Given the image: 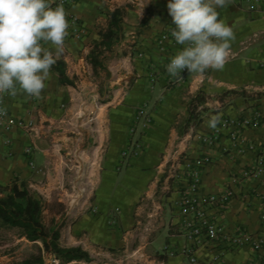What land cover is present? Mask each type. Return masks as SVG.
<instances>
[{
	"label": "crops",
	"instance_id": "0c3cea01",
	"mask_svg": "<svg viewBox=\"0 0 264 264\" xmlns=\"http://www.w3.org/2000/svg\"><path fill=\"white\" fill-rule=\"evenodd\" d=\"M115 7L124 9L122 35L103 51L102 65L93 67L86 55ZM217 10L234 32L224 66L203 72L186 69L173 76L166 71V64L183 45L161 48L155 42L172 21L167 0H74L69 11L85 24L87 32L79 39L66 38L63 52L56 58L64 62L65 74L72 82L61 83L50 68L39 96L28 95L19 86L15 96H5L4 104L13 118L31 121L33 129L27 132L17 125L8 131L0 129V184L7 185L15 177L26 183L42 198L43 223L58 227L60 244L79 245L92 257L89 262L59 264H264L262 246L233 247L222 238L188 241L180 230L176 192L167 191L165 185V161L174 156L175 149L192 157L210 155L200 169L201 192L221 193L228 185L233 194L225 208L210 207L208 214L226 236L243 230L264 241L259 218L264 210V175L230 182L231 175L250 161L252 152L238 151L225 133L219 144L226 150L188 138L190 127L209 129L206 121L211 114L242 116L250 107H264L262 1L228 0ZM45 46L54 48L50 43ZM226 68L232 70V76ZM238 86L251 87L248 92L256 93L223 94ZM199 91L205 98L199 115L202 119L187 123L188 100ZM138 110L151 117L150 124L139 132L142 149L117 167L130 121ZM245 135L260 139L262 131L245 129ZM29 144L34 146L31 153L25 152ZM79 148L84 150L80 151L83 161L97 159L99 163L89 200L95 211L89 210L83 198L66 215L64 162L72 149ZM21 241L29 247L40 245L16 234L11 251L0 241V264L23 258L12 254ZM188 246L194 260L184 250ZM95 254L107 260H96ZM47 259L45 254V264Z\"/></svg>",
	"mask_w": 264,
	"mask_h": 264
},
{
	"label": "built area",
	"instance_id": "2783aa9c",
	"mask_svg": "<svg viewBox=\"0 0 264 264\" xmlns=\"http://www.w3.org/2000/svg\"><path fill=\"white\" fill-rule=\"evenodd\" d=\"M74 0H62L68 21L66 38L79 39L87 32L85 24L80 21L78 16L69 11V5ZM264 7V0H261ZM52 7H55L61 0H49ZM174 27L173 21H170L166 27L161 30L155 39L156 44L161 48L180 47L174 37L171 35V29ZM182 69L181 72L185 71ZM150 79L154 75L150 74ZM7 92L0 93V129L2 131L10 130L13 125L22 127L25 131L31 132L33 129L31 121L14 119L4 104ZM221 119L215 129L199 130L190 127L188 138L197 141L205 147H220L219 139L225 133L230 143L240 152L251 151L252 157L238 173L231 175L230 182L238 183L247 179H258L264 175V107L253 106L242 116H230L220 114ZM93 117H89L91 120ZM151 122V117L143 110H138L133 116L128 127V140L121 149L117 167L123 165V162L129 157L137 155L142 149L140 140V130L145 129ZM245 129H261L260 139H250L245 135ZM7 142V140L5 141ZM34 150L33 144L25 147V152L31 153ZM80 151L83 149H72L69 152L68 160L64 162L67 170V205L65 214H71L73 208L79 201L86 198L88 208L91 212L95 207L89 202L93 190V178L95 171L99 168L98 160L83 161ZM174 156H170L165 161L164 179L167 191H175L176 197L174 204L180 214V230L184 237L191 243L199 242L202 238L216 240L222 238L228 242V245L236 247L243 244L256 245L264 247V241L254 239L243 230L237 231L234 235L226 236L222 232L221 225L208 214L210 207L218 210L225 208L233 194L232 187L228 186L221 193L201 192V166L210 160V155L204 153L201 156L192 157L184 151H173ZM29 165L33 167V161L29 160ZM92 170V173L90 174ZM264 201V193L262 194ZM260 221L264 226V210L260 213ZM185 252L191 254V260H194L191 247H185ZM171 253V252H170ZM47 264H59V261L50 253Z\"/></svg>",
	"mask_w": 264,
	"mask_h": 264
},
{
	"label": "clouds",
	"instance_id": "9594fccd",
	"mask_svg": "<svg viewBox=\"0 0 264 264\" xmlns=\"http://www.w3.org/2000/svg\"><path fill=\"white\" fill-rule=\"evenodd\" d=\"M228 0H167L174 27L171 35L183 47L169 58L166 71L180 75L221 69L230 53L234 32L219 18L218 8ZM68 21L62 0L52 7L49 0H0V93L19 90L39 96L50 68L63 52ZM51 44L54 48L46 47ZM221 119L211 114L206 121L215 129Z\"/></svg>",
	"mask_w": 264,
	"mask_h": 264
},
{
	"label": "trees",
	"instance_id": "16d2710c",
	"mask_svg": "<svg viewBox=\"0 0 264 264\" xmlns=\"http://www.w3.org/2000/svg\"><path fill=\"white\" fill-rule=\"evenodd\" d=\"M123 12L124 9L120 7H115L109 11L106 28L101 31L100 38L93 43L86 55L87 61L93 67L102 65L103 51L110 49L121 37ZM51 68L57 72L61 83L72 82L65 74L64 62L61 59H56V63ZM224 92H228V90ZM262 94H264V89ZM204 101V93L201 94L200 91L188 100L187 123L196 119L199 114L197 108ZM43 207L42 198L17 177L13 178L7 185L0 184V226L16 229L18 237L40 242V245L37 243L32 245L35 249L27 253L26 256L13 260L10 264H45L44 252L53 255L59 263H67L73 260L91 261V255L81 246L60 244L58 227H47L43 223Z\"/></svg>",
	"mask_w": 264,
	"mask_h": 264
},
{
	"label": "rangeland",
	"instance_id": "374dc122",
	"mask_svg": "<svg viewBox=\"0 0 264 264\" xmlns=\"http://www.w3.org/2000/svg\"><path fill=\"white\" fill-rule=\"evenodd\" d=\"M121 69L124 70V68H122V67H121ZM226 70H228V68H226ZM226 73H228V75L232 76L233 72H232V70L230 71V69H229ZM248 91H252V88L251 87L244 88V87L238 86L235 89L228 90V93L232 94L231 95L232 97L235 96V95L238 96V95L244 94V93H246V94L256 93L255 91L254 92H248ZM223 94H227V93L224 92ZM202 107H205V105L203 104V106L197 108L199 110V114H198V116L196 117V119L194 121H196L197 119H199V120L202 119L199 116L200 114H202V112H201V109H203ZM66 185H67V182H66ZM15 235H16V229H14V228H10L9 229V228H5L3 226H0V241L5 242L7 244L5 246V248H10V250H11L12 247H14L13 241H15ZM1 249H3V248H1ZM33 249H35L34 246H30L29 247L25 242L21 241L20 243H18V247L16 249H14V253L12 252V254H15V256L17 255L18 257H24V256L27 255V253H29ZM11 251H13V249ZM45 254H47V252H44V256H45ZM94 257H95L96 260H98V259L101 260V258L104 259V260L105 259L107 260V257L100 256L98 254H95ZM48 260H49V258L47 259L46 264L48 263ZM100 260L97 261V262H100Z\"/></svg>",
	"mask_w": 264,
	"mask_h": 264
}]
</instances>
